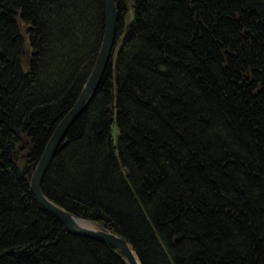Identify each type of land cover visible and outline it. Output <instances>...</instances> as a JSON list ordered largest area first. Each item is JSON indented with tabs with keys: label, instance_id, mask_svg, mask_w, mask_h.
I'll list each match as a JSON object with an SVG mask.
<instances>
[{
	"label": "trees",
	"instance_id": "trees-1",
	"mask_svg": "<svg viewBox=\"0 0 264 264\" xmlns=\"http://www.w3.org/2000/svg\"><path fill=\"white\" fill-rule=\"evenodd\" d=\"M115 5L111 61L42 193L140 264H264V0ZM105 29L104 0H0V264H125L30 190Z\"/></svg>",
	"mask_w": 264,
	"mask_h": 264
},
{
	"label": "water",
	"instance_id": "water-1",
	"mask_svg": "<svg viewBox=\"0 0 264 264\" xmlns=\"http://www.w3.org/2000/svg\"><path fill=\"white\" fill-rule=\"evenodd\" d=\"M104 5L106 10V29L95 65L84 84L75 105L61 120L49 138L44 152L32 172L30 190L41 208L61 222L69 234L90 238L113 247L124 257L125 264H140L133 250L121 236L97 227L96 225L65 211L47 199L41 190L42 181L49 164L53 160L59 147L64 142L68 129L85 110L88 102L100 85L107 66L111 61L115 44L117 23L115 0H104ZM22 172V174H25L24 171Z\"/></svg>",
	"mask_w": 264,
	"mask_h": 264
},
{
	"label": "rangeland",
	"instance_id": "rangeland-1",
	"mask_svg": "<svg viewBox=\"0 0 264 264\" xmlns=\"http://www.w3.org/2000/svg\"><path fill=\"white\" fill-rule=\"evenodd\" d=\"M20 23V29H21V35L25 38V49H24V57L21 60V66H22V70L27 73L28 72V61H29V56L31 54V48L28 44V34L25 31V28H27V25L25 26V24L22 21H19Z\"/></svg>",
	"mask_w": 264,
	"mask_h": 264
},
{
	"label": "bare ground",
	"instance_id": "bare-ground-1",
	"mask_svg": "<svg viewBox=\"0 0 264 264\" xmlns=\"http://www.w3.org/2000/svg\"><path fill=\"white\" fill-rule=\"evenodd\" d=\"M116 250V249H115ZM118 251V250H117ZM119 252V251H118Z\"/></svg>",
	"mask_w": 264,
	"mask_h": 264
}]
</instances>
